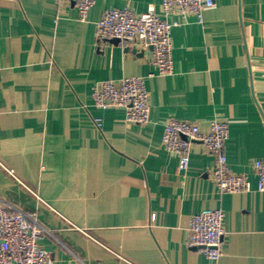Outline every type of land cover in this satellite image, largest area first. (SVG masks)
Returning a JSON list of instances; mask_svg holds the SVG:
<instances>
[{"label":"crops","instance_id":"0c3cea01","mask_svg":"<svg viewBox=\"0 0 264 264\" xmlns=\"http://www.w3.org/2000/svg\"><path fill=\"white\" fill-rule=\"evenodd\" d=\"M162 0H0V202L33 215L53 264H264V0H215L202 23L173 29V75H154L151 48L98 43L105 10L161 12ZM143 76L151 120L94 105L93 83ZM172 117L229 122L231 169L252 190L221 192L215 156L192 145L190 167L162 144ZM97 119H100L101 125ZM7 168L14 169L15 178ZM224 211L223 255L186 244L190 218Z\"/></svg>","mask_w":264,"mask_h":264},{"label":"built area","instance_id":"2783aa9c","mask_svg":"<svg viewBox=\"0 0 264 264\" xmlns=\"http://www.w3.org/2000/svg\"><path fill=\"white\" fill-rule=\"evenodd\" d=\"M62 3L64 0H54ZM78 19L86 21L96 0H75ZM215 6V0H162L161 12L149 7L144 13H135L131 7H115L104 11L96 22L98 43L117 41L123 48H151L150 62L154 75H173L174 28L192 19L202 23L206 10ZM92 96L96 107L121 108L125 122L144 125L151 120L150 93L143 76H126L119 79L100 80L93 83ZM101 125L100 119H97ZM230 136L229 122L214 117L204 128L197 121L172 117L164 125L162 144L178 157V169L190 167V153L195 142L215 156L210 176L221 192H245L252 190L247 173L234 172L229 164L225 147ZM253 166L257 175V190L264 192V160L256 159ZM19 179L14 169H6ZM45 227L28 212L0 202V264H53L51 252L41 246L39 240ZM224 211L221 208H205L190 218L186 244L197 249L212 261L223 255L225 235Z\"/></svg>","mask_w":264,"mask_h":264}]
</instances>
